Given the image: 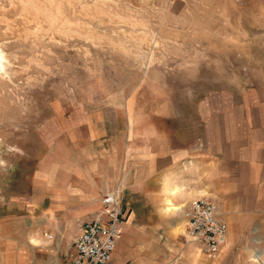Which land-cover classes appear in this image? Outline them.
I'll list each match as a JSON object with an SVG mask.
<instances>
[{
	"label": "rangeland",
	"instance_id": "obj_1",
	"mask_svg": "<svg viewBox=\"0 0 264 264\" xmlns=\"http://www.w3.org/2000/svg\"><path fill=\"white\" fill-rule=\"evenodd\" d=\"M262 111L264 0H0V264H51L76 227L52 183L111 173L123 140Z\"/></svg>",
	"mask_w": 264,
	"mask_h": 264
},
{
	"label": "crops",
	"instance_id": "obj_2",
	"mask_svg": "<svg viewBox=\"0 0 264 264\" xmlns=\"http://www.w3.org/2000/svg\"><path fill=\"white\" fill-rule=\"evenodd\" d=\"M235 117L223 130L204 122L199 133L175 135L167 142L158 135L128 138L118 146L116 161L111 154L107 162L111 173L99 160L85 166L75 186L52 183L60 193L65 187L75 190H69L66 204L50 209H62L64 223L76 227L70 235L60 221L56 251H34L36 257L69 264L65 247L100 208V196L118 190L130 199L125 200L123 232L109 264H264V122L245 125L241 113ZM134 142L139 145L133 147ZM198 197L214 201L227 224V239L216 259L185 232L182 209Z\"/></svg>",
	"mask_w": 264,
	"mask_h": 264
},
{
	"label": "built area",
	"instance_id": "obj_3",
	"mask_svg": "<svg viewBox=\"0 0 264 264\" xmlns=\"http://www.w3.org/2000/svg\"><path fill=\"white\" fill-rule=\"evenodd\" d=\"M121 191L104 192L100 208L83 221L82 232L72 242L69 264H109L112 252L123 232L125 209ZM186 235L196 241L201 251L216 259L227 239V224L221 219L217 204L198 197L182 211Z\"/></svg>",
	"mask_w": 264,
	"mask_h": 264
}]
</instances>
